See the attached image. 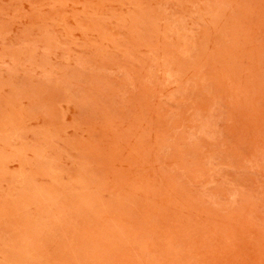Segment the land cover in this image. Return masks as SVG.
Wrapping results in <instances>:
<instances>
[{
    "label": "rangeland",
    "instance_id": "rangeland-1",
    "mask_svg": "<svg viewBox=\"0 0 264 264\" xmlns=\"http://www.w3.org/2000/svg\"><path fill=\"white\" fill-rule=\"evenodd\" d=\"M0 264H264V0H0Z\"/></svg>",
    "mask_w": 264,
    "mask_h": 264
}]
</instances>
